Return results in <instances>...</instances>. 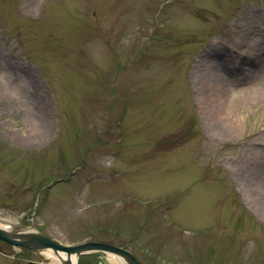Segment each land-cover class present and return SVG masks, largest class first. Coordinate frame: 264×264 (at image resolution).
I'll use <instances>...</instances> for the list:
<instances>
[{
	"label": "rangeland",
	"instance_id": "374dc122",
	"mask_svg": "<svg viewBox=\"0 0 264 264\" xmlns=\"http://www.w3.org/2000/svg\"><path fill=\"white\" fill-rule=\"evenodd\" d=\"M0 130L26 208L0 223L144 264H264L245 175L264 176V0H0Z\"/></svg>",
	"mask_w": 264,
	"mask_h": 264
},
{
	"label": "water",
	"instance_id": "95a60500",
	"mask_svg": "<svg viewBox=\"0 0 264 264\" xmlns=\"http://www.w3.org/2000/svg\"><path fill=\"white\" fill-rule=\"evenodd\" d=\"M0 239L12 244L27 246L35 251L40 248L51 247L60 257L62 264H74L71 259L72 254L79 256L81 253L88 251H105L120 256L126 264H143L130 250L112 243L87 241L77 245H64L40 232L27 230V227H24L23 231L11 232L0 226ZM59 250L66 253L65 258L60 255Z\"/></svg>",
	"mask_w": 264,
	"mask_h": 264
},
{
	"label": "flooded vegetation",
	"instance_id": "af4514ba",
	"mask_svg": "<svg viewBox=\"0 0 264 264\" xmlns=\"http://www.w3.org/2000/svg\"><path fill=\"white\" fill-rule=\"evenodd\" d=\"M7 140L10 138V140H15L16 138L11 137V135L5 134ZM4 133L0 130V137H3ZM4 138V137H3ZM17 144L22 145L24 142L22 140L17 139ZM2 157L0 156V170L3 169V162ZM6 169L10 172H13L16 174V181L15 183L8 185H4L0 187V217L10 215L13 216L16 212H18L17 203L19 202L18 193L23 190V174L22 172H19V168L17 166V170L15 171L13 165H8V161H6ZM16 193V197L12 196L13 193ZM1 243H3L6 246L11 247L13 250L8 256H11V264H46V261H40L37 260V256H44V258H47V256L39 251H33L32 249L25 247V246H15L13 244H10L8 242L0 240ZM4 248V247H3ZM18 262V263H16Z\"/></svg>",
	"mask_w": 264,
	"mask_h": 264
},
{
	"label": "bare ground",
	"instance_id": "6f19581e",
	"mask_svg": "<svg viewBox=\"0 0 264 264\" xmlns=\"http://www.w3.org/2000/svg\"><path fill=\"white\" fill-rule=\"evenodd\" d=\"M220 65L221 66H223V63H221L220 62ZM218 66V65H217ZM217 66L215 67L216 69H217ZM218 71V69L215 71V72H217ZM214 73V72H213ZM217 73H219V72H217ZM216 74V73H215ZM263 167V166H262ZM262 167H261V165H260V169H262ZM250 169V168H249ZM246 169V173H245V175L247 176V178H248V180L250 181V182H253V183H255V184H261L263 181H264V176H256L255 178H253L254 177V173H253V171L250 169ZM251 178V179H250ZM0 226L1 227H3V228H6V229H9V228H11V225H6V224H2V223H0ZM43 252L44 253H46L48 256H50V257H53L56 261H57V263L56 264H59V262H58V260L60 261V259L58 258V256L57 255H55L54 256V252H53V250L52 249H44L43 250ZM60 254H61V256L62 257H66V253L65 252H63V251H60ZM78 258V255L77 254H72L71 255V259H72V261L73 262H76V259Z\"/></svg>",
	"mask_w": 264,
	"mask_h": 264
}]
</instances>
